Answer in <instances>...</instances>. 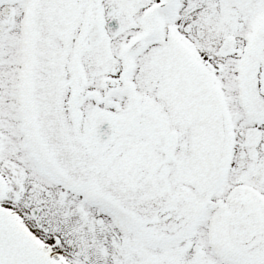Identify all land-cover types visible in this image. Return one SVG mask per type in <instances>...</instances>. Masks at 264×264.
I'll use <instances>...</instances> for the list:
<instances>
[{
  "label": "snow or ice",
  "instance_id": "obj_1",
  "mask_svg": "<svg viewBox=\"0 0 264 264\" xmlns=\"http://www.w3.org/2000/svg\"><path fill=\"white\" fill-rule=\"evenodd\" d=\"M0 264H264V0H0Z\"/></svg>",
  "mask_w": 264,
  "mask_h": 264
}]
</instances>
